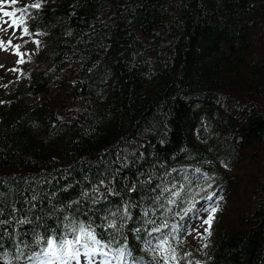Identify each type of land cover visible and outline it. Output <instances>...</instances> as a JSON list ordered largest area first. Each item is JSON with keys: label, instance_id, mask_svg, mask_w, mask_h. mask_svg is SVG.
Instances as JSON below:
<instances>
[{"label": "trees", "instance_id": "1", "mask_svg": "<svg viewBox=\"0 0 264 264\" xmlns=\"http://www.w3.org/2000/svg\"><path fill=\"white\" fill-rule=\"evenodd\" d=\"M13 8L37 44L0 74V264L81 225L112 264H264V0Z\"/></svg>", "mask_w": 264, "mask_h": 264}, {"label": "rangeland", "instance_id": "2", "mask_svg": "<svg viewBox=\"0 0 264 264\" xmlns=\"http://www.w3.org/2000/svg\"><path fill=\"white\" fill-rule=\"evenodd\" d=\"M33 0H0V74L4 79L10 80L19 66H27V60L32 57L33 50L37 44L36 40H28L27 43L22 44L24 38L23 25L18 22V9L13 8L15 3H26ZM5 12H14V16H5ZM34 36H36L34 34ZM219 205V202L216 204ZM210 210V209H206ZM204 210L192 224V229L188 233V239L196 243L201 237L203 229L209 227L204 224L209 212ZM211 226V225H210ZM32 264H112L109 260L105 259L100 253L80 254L79 260H72L64 255L59 261H52L44 255L38 256Z\"/></svg>", "mask_w": 264, "mask_h": 264}, {"label": "snow or ice", "instance_id": "3", "mask_svg": "<svg viewBox=\"0 0 264 264\" xmlns=\"http://www.w3.org/2000/svg\"><path fill=\"white\" fill-rule=\"evenodd\" d=\"M15 2V0H13V3ZM30 7L32 8H39L40 4H33ZM21 11H24L23 9H21ZM5 16H14L15 13L14 12H5L4 13ZM25 31H27V29H25ZM174 195H178V193H174ZM209 199H211V197H209ZM209 212V215L207 217V219L204 220V224L209 225V228H206L205 231L209 232L210 231V225L212 220L214 219V213L216 211H218V207L217 208H212L210 210H206ZM109 227L114 228L115 224H110ZM160 229H153V231H159ZM73 231H75V229H73ZM79 233L80 235L74 236V238L72 240H63L60 242L59 247L61 249L66 248L67 251L64 253L67 257H69L72 260H79L80 257V249L79 248H73V245H81L82 243V237L84 238L83 240V248L85 249V256H88V249L90 244L92 245H100L101 242L97 239L96 234L94 232V230H91L89 228L84 227L83 225H81L79 227ZM168 242L166 240H160L159 244L157 245V247H161L162 245L167 244ZM56 244V241L54 238H49L47 241V250L44 252V255H49L52 254L54 256H56L57 258H60V253L57 251H54V245ZM97 248L96 247H92L91 248V252L95 253L97 252ZM119 256L122 258L125 252V249L120 248L117 250ZM106 254V253H105ZM174 258V256H173Z\"/></svg>", "mask_w": 264, "mask_h": 264}]
</instances>
